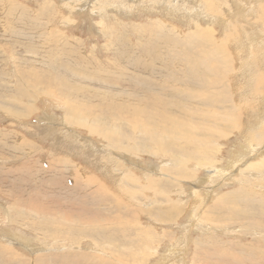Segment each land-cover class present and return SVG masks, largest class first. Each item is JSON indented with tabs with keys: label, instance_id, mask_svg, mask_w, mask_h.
<instances>
[{
	"label": "rangeland",
	"instance_id": "obj_1",
	"mask_svg": "<svg viewBox=\"0 0 264 264\" xmlns=\"http://www.w3.org/2000/svg\"><path fill=\"white\" fill-rule=\"evenodd\" d=\"M161 1L0 0V264H264V0Z\"/></svg>",
	"mask_w": 264,
	"mask_h": 264
},
{
	"label": "bare ground",
	"instance_id": "obj_2",
	"mask_svg": "<svg viewBox=\"0 0 264 264\" xmlns=\"http://www.w3.org/2000/svg\"><path fill=\"white\" fill-rule=\"evenodd\" d=\"M147 1V0H146ZM163 1V0H162ZM160 2V3H163V2ZM183 1V0H182ZM179 2H180V0H179ZM197 2V1H196ZM146 3V2H145ZM172 4V3H171ZM174 5V4H173ZM180 5H182V4H180ZM244 5V4H243ZM246 5V4H245ZM166 6V5H165ZM169 6V5H168ZM245 7V6H244ZM140 8V7H139ZM168 9V8H167ZM171 9H173V8H171ZM140 10V9H139ZM166 10V9H165ZM170 10V9H169ZM111 11V10H110ZM113 11V10H112ZM242 11V10H241ZM246 11V10H245ZM171 11H169V13H170ZM143 13V12H142ZM166 14V13H165ZM177 14V13H176ZM131 18V17H130ZM215 23V22H214ZM133 25V24H132ZM213 26V25H212ZM128 27H129V25H128ZM127 27V28H128ZM132 27V26H131ZM112 28V27H111ZM119 29V28H118ZM138 29V28H137ZM137 29H135V30H137ZM133 30H134V28H133ZM134 30V31H135ZM108 31V30H107ZM110 31V30H109ZM111 32H113V31H111ZM114 32H116V31H114ZM110 34H112V33H110ZM129 45V44H128ZM241 45H243V44H241ZM246 45V44H245ZM249 50V49H248ZM152 52V51H151ZM213 53V52H212ZM227 54V53H226ZM149 55V54H148ZM230 58V57H229ZM229 58H227V60H229ZM231 61H233V60H231ZM60 62V61H59ZM227 62V61H226ZM231 63V62H230ZM233 63V62H232ZM200 66V65H199ZM30 72V71H29ZM28 72V73H29ZM91 74V73H90ZM102 74V73H101ZM37 75V74H36ZM85 75V74H84ZM83 75V76H84ZM98 75V74H97ZM82 76V77H83ZM86 76V75H85ZM84 76V77H85ZM87 76L88 77H90V75H88L87 74ZM86 76V77H87ZM92 76V75H91ZM22 77V76H21ZM27 77V76H26ZM31 77V76H30ZM38 77H39V75H38ZM83 77V78H84ZM85 77V78H86ZM33 78H34V76H33ZM39 79V78H38ZM82 79V78H81ZM98 79H99V77H98ZM97 79V80H98ZM40 80V79H39ZM90 80V79H89ZM91 80H93V79H91ZM90 80V81H91ZM101 81V80H100ZM104 81V80H103ZM212 82V81H211ZM208 83V82H207ZM212 83H214V82H212ZM211 83V84H212ZM83 84V83H82ZM210 83H208L207 84V86L204 84L203 85V88H204V90H206V89H208L209 87H211L210 85H211ZM217 84V83H216ZM215 83H214V85L217 87V85H216ZM99 85V84H98ZM213 85V86H214ZM223 86V85H222ZM85 87V86H84ZM83 87V88H84ZM219 87V86H218ZM217 87V88H218ZM224 87V86H223ZM87 88V87H86ZM214 88V87H213ZM225 88V87H224ZM211 89V88H210ZM220 89V88H219ZM226 89V88H225ZM89 90V89H88ZM218 90V89H217ZM216 90V91H217ZM227 90V89H226ZM207 91V90H206ZM206 91L204 92V93H206ZM19 93L18 94H25L22 90L21 91H18ZM203 92V91H202ZM97 94V93H96ZM43 95V94H42ZM98 95V94H97ZM44 96V95H43ZM53 97V96H52ZM98 97H100V96H98ZM198 97V96H197ZM41 98V97H40ZM201 98V97H200ZM204 98V97H203ZM106 99V98H105ZM133 102V101H132ZM239 102V101H238ZM242 102V101H241ZM257 102V101H256ZM240 103V102H239ZM213 104L214 105H216V104H218V101H216V100H214V102H213ZM97 105V104H96ZM80 107V106H79ZM98 108V107H97ZM79 109V108H78ZM130 109V108H129ZM95 111H97V110H95ZM195 111V110H194ZM100 112V111H99ZM141 112V111H140ZM195 113V112H194ZM264 115V114H263ZM92 116V115H91ZM139 116V115H138ZM210 116L213 118L212 120L213 121H215V122H217V118H216V114H210ZM93 117V116H92ZM85 118V117H84ZM83 118V119H84ZM141 118V117H140ZM194 118H196L195 116H194ZM86 119V118H85ZM144 119V118H143ZM175 119V118H174ZM141 120V119H140ZM184 120H186L187 121V119L186 118H184ZM261 120V119H260ZM84 121V120H83ZM89 121V120H88ZM105 121V120H104ZM142 121V120H141ZM145 121V120H144ZM168 122V120H163V122ZM177 121V120H176ZM221 121V120H220ZM258 122V121H257ZM234 123V122H233ZM99 124H101V123H99ZM136 124V123H135ZM143 124V123H142ZM167 124H169V123H167ZM191 124H195V125H197L198 127H200L201 125H202V127L204 128V129H208V127H207V125L205 124V122H203V120H201V119H199V118H196V119H194V120H192V123ZM190 124V125H191ZM229 124V123H228ZM231 124V123H230ZM237 125H238V123H236ZM240 124V123H239ZM143 125H145V124H143ZM170 125V124H169ZM114 126V125H113ZM146 126H147V124H146ZM177 126V125H176ZM243 126V125H242ZM78 127V126H77ZM162 127V126H161ZM189 127V126H188ZM233 127V126H232ZM115 128V127H114ZM130 128V127H129ZM211 128V127H210ZM233 128H235V126L233 127ZM244 128H245V124H244ZM243 128V129H244ZM246 129V128H245ZM259 130V129H258ZM161 131L162 132H164V130L163 129H161ZM128 132V131H127ZM160 133V134H163L164 135V133ZM242 132H244V131H242ZM232 133V132H231ZM95 135V134H94ZM174 135V134H173ZM226 135H227V133H226ZM229 135V134H228ZM172 135H168V139H172V137H171ZM263 136H264V134H263ZM96 137V136H95ZM103 137V136H102ZM193 137H194V135H193ZM197 138V137H196ZM224 138V137H223ZM256 138H259V137H256ZM261 138V137H260ZM103 139V138H102ZM177 138H175L174 140H176ZM181 139H182V137H181ZM185 139H187V138H185ZM116 141V140H115ZM113 142V141H112ZM111 142V143H112ZM184 142V141H183ZM188 142V141H187ZM212 142V141H211ZM214 142V141H213ZM216 142V141H215ZM214 142V143H215ZM109 143V142H108ZM117 145H121V142H115ZM179 143V142H178ZM245 143V142H244ZM149 144V143H148ZM183 144V143H182ZM187 144V143H186ZM102 145V144H101ZM242 145V144H241ZM244 145V144H243ZM186 146H188V145H186ZM190 146H192L191 145V143H190ZM208 146V145H207ZM246 146H248V145H246ZM245 146V147H246ZM199 147V146H198ZM102 148V147H101ZM104 148V147H103ZM115 148V147H114ZM154 148V147H153ZM177 148V147H176ZM196 149H197V147H195ZM102 150V149H101ZM198 150V149H197ZM199 150L201 151V152H206L208 149H204L203 147L201 148H199ZM194 151V150H193ZM234 151V150H233ZM105 152V151H104ZM251 152V151H250ZM129 153V152H128ZM214 153V152H213ZM109 154V153H108ZM156 154V153H155ZM196 154V153H195ZM232 154V153H231ZM116 155V154H115ZM130 155V154H129ZM197 155V154H196ZM233 155V154H232ZM118 156V155H117ZM119 156H121V155H119ZM133 156V155H132ZM182 156V155H181ZM189 156V155H188ZM206 157V156H205ZM236 157V156H235ZM61 158V157H60ZM120 158V157H119ZM181 158V157H180ZM194 158H196V157H194ZM203 158V157H202ZM207 158V157H206ZM242 157H237V161L239 162L240 161V159H241ZM65 159V158H64ZM201 159V158H200ZM209 159V158H208ZM184 160V159H183ZM182 160V161H183ZM197 160V159H196ZM228 160H231V159H228ZM180 161H181V159H180ZM194 161V160H193ZM207 161V160H206ZM62 162H63V160H62ZM189 162V161H188ZM67 163V162H66ZM169 163H170V161H169ZM196 163V162H195ZM197 163H198V161H197ZM229 163V162H228ZM244 163V162H243ZM179 164V163H178ZM183 164H184V162H183ZM194 164V163H193ZM235 164H236V160L234 159V161H231L230 162V167L229 168H224V169H222L223 171H229L230 169H232L234 166H235ZM106 165V164H105ZM111 165V164H110ZM181 165V164H180ZM179 165V166H180ZM227 165V164H226ZM53 166V165H52ZM106 167H108L107 165H106ZM133 167V166H132ZM53 167H51V168H49V169H52ZM166 168V167H165ZM182 168V167H181ZM200 168V167H199ZM237 168V167H236ZM245 168V167H244ZM47 169V168H46ZM54 170H56L55 168H53ZM113 169V168H112ZM111 169V170H112ZM128 169V168H127ZM201 169V168H200ZM204 169V168H203ZM59 170V169H58ZM118 170V169H117ZM129 170V169H128ZM166 170V169H165ZM165 170H163L164 171V173H165ZM182 170H183V168H182ZM51 171V170H50ZM119 171V170H118ZM133 171V170H132ZM155 171V170H154ZM215 172V171H214ZM232 172V171H231ZM231 172H229V173H231ZM237 172H239V171H237ZM121 173V172H120ZM154 173V172H153ZM61 174H63V172L61 173ZM61 174H59V175H61ZM116 174V173H115ZM130 174V173H129ZM114 175V174H113ZM126 175V174H125ZM146 175V174H145ZM54 176H55V174H54ZM66 176V175H65ZM82 176V175H81ZM161 176V175H160ZM165 176H166V174H165ZM229 176V175H228ZM233 176V175H232ZM68 176H66V178H67ZM76 177V176H75ZM78 177H80V175L78 176ZM77 178V177H76ZM81 178V177H80ZM162 178V177H161ZM180 178H181V176H180ZM69 179V178H68ZM153 179V178H152ZM182 179H183V177H182ZM75 180V179H74ZM80 180H82V179H80ZM154 180V179H153ZM159 180V179H158ZM170 180V179H169ZM79 181V180H78ZM78 181H76V182H78ZM85 181V180H84ZM91 181V180H90ZM178 181V180H177ZM182 181V180H181ZM92 182V181H91ZM95 183V182H94ZM160 183V182H159ZM199 183H200V181H199ZM77 184V183H76ZM96 184V183H95ZM178 184V183H177ZM201 184V183H200ZM173 185V184H172ZM95 186H98L97 184L95 185ZM158 186V185H157ZM171 186V185H170ZM76 187H78V186H76ZM81 187V186H80ZM79 187V188H80ZM165 187V186H164ZM75 188V187H74ZM79 188H78V190H79ZM163 188V187H162ZM176 188V187H175ZM82 189V188H81ZM84 190V189H83ZM158 190V189H157ZM174 190V189H173ZM209 190V189H208ZM73 191V190H72ZM71 191V192H72ZM80 191V190H79ZM94 191V190H93ZM163 191V190H162ZM202 191V190H201ZM204 191V190H203ZM29 192V191H28ZM96 192H97V190H96ZM100 192V190L98 191V193ZM161 192V191H160ZM199 192H200V190H199ZM210 192H212V190L210 191ZM98 193H96L97 195H98ZM162 193V192H161ZM160 193V194H161ZM177 193V192H176ZM175 193V194H176ZM196 193V192H195ZM73 194V193H72ZM78 194H79V192H78ZM194 194V193H193ZM197 194V193H196ZM73 196H74V194H73ZM107 196V195H106ZM198 196V195H197ZM70 197V196H69ZM157 197V196H156ZM199 197H201V196H199ZM198 197V201L199 200H201L200 198ZM71 198V197H70ZM74 198H76L75 196H74ZM78 198H80L79 196H78ZM116 198V197H115ZM169 198V197H168ZM196 197H194V199H195ZM207 198V197H206ZM160 199V198H159ZM72 200V199H71ZM76 200V199H75ZM77 201V200H76ZM105 201H106V199H105ZM111 201V200H110ZM116 201V200H115ZM155 201V200H154ZM170 201H171V199H170ZM107 202V201H106ZM114 202V201H113ZM171 202H174L173 200L171 201ZM195 202V201H194ZM201 202V201H200ZM155 203H156V201H155ZM163 203V202H162ZM197 203V202H196ZM110 204V203H109ZM114 203H112V205H113ZM154 204V203H153ZM205 204H206V202H205ZM209 204V203H208ZM217 204V203H216ZM162 205H164V204H162ZM173 205H175L174 203L171 205V206H173ZM196 205V204H195ZM115 206V205H114ZM155 206V205H154ZM197 206H199V205H197ZM218 206V205H217ZM43 207V206H42ZM113 207V206H112ZM158 207V206H157ZM166 207V206H165ZM164 207V208H165ZM169 206L167 205V208H168ZM212 207H213V205H212ZM219 207V206H218ZM109 208V207H108ZM152 208H155L156 209V206L155 207H153L152 206ZM172 209H173V207H171ZM192 208V207H191ZM194 208V207H193ZM45 209V208H44ZM43 208L41 209L42 211L44 210ZM110 209V208H109ZM112 209H114V207L112 208ZM119 209H120V207H119ZM151 209V208H150ZM159 209V208H158ZM163 209V208H162ZM169 209H170V207H169ZM171 209V210H172ZM215 209H217V208H215ZM41 210H40V212H41ZM153 210V209H152ZM161 210V209H160ZM174 210H175V208H174ZM182 210V209H181ZM219 210V209H218ZM45 211V210H44ZM116 211V210H115ZM154 211V210H153ZM156 211V210H155ZM166 210H164L163 212H165ZM176 211V210H175ZM118 212V211H117ZM120 212V211H119ZM118 212V213H119ZM170 211L168 210V212L167 213H169ZM180 212V211H179ZM179 212H177L176 211V213H179ZM182 212V211H181ZM114 213V212H113ZM160 213V212H159ZM167 213H165V214H167ZM216 213V212H215ZM134 215V214H133ZM222 215V214H221ZM192 216V215H191ZM220 216V215H219ZM158 217H160V216H158ZM166 217H168V215L166 216ZM194 217V216H193ZM196 217V216H195ZM169 218V217H168ZM225 218V217H224ZM174 219V218H173ZM172 219V220H173ZM171 220V219H170ZM190 220V219H189ZM192 221H193V219H191ZM190 220V221H191ZM17 221V220H16ZM174 221V220H173ZM215 221V220H214ZM222 221V220H221ZM160 222V221H159ZM162 222V221H161ZM172 222V221H171ZM17 223V222H16ZM20 223V222H19ZM166 223H168V222H166ZM218 223V222H217ZM18 224V223H17ZM21 224V223H20ZM174 224V223H173ZM195 224V223H194ZM212 224V223H211ZM42 225H44V224H42ZM48 225V224H47ZM175 225H176V223H175ZM220 225V224H219ZM222 225H225V224H222ZM35 226V225H34ZM46 226V225H45ZM193 226V225H192ZM43 227V226H42ZM209 227V226H208ZM213 227V226H212ZM205 228V227H204ZM207 228V227H206ZM41 229V228H40ZM46 229H48V228H46ZM209 229V228H208ZM181 230V229H180ZM220 230V229H219ZM193 231V230H192ZM211 231V230H210ZM218 232V231H217ZM38 233V232H37ZM40 233V232H39ZM182 233V232H181ZM13 234V233H12ZM18 237H21V235H19V234H16ZM38 235V234H37ZM40 235H41V233H40ZM42 236V235H41ZM75 236V235H74ZM151 236V235H150ZM73 238V237H72ZM103 238V237H102ZM109 238V237H108ZM112 238V237H111ZM141 239H142V237H140ZM144 238V237H143ZM150 237H147V239H149ZM26 239H27V237H26ZM97 239H100V238H97ZM104 239V238H103ZM140 239V240H141ZM146 239V240H147ZM151 239V238H150ZM154 238H152L151 240H153ZM22 240V239H21ZM96 240V239H95ZM106 239H104L103 241H105ZM111 240V239H110ZM177 240V239H176ZM16 241V240H15ZM72 241H74V240H72ZM71 241V242H72ZM86 241V240H85ZM97 241V240H96ZM148 241H150V240H148ZM153 241H155V240H153ZM13 242V241H12ZM74 242H76V240L74 241ZM109 242V241H108ZM107 242V243H108ZM145 242V241H144ZM110 243V242H109ZM129 243V242H128ZM147 243V242H146ZM145 243V244H146ZM150 243V242H149ZM155 243V242H154ZM176 243V242H175ZM84 244V243H83ZM96 244H97V242H96ZM103 244H104V242H103ZM113 244V243H112ZM144 244V243H143ZM174 244V243H173ZM72 245V244H71ZM110 245V246H109ZM108 245V247H111L112 248V245H111V243ZM148 245H151V244H148ZM147 245V246H148ZM83 246V245H82ZM100 246H102V244L100 245ZM104 246V245H103ZM153 246V245H152ZM171 246V245H170ZM44 247V246H43ZM48 247V246H47ZM76 247V246H75ZM107 247V248H108ZM45 248V247H44ZM92 248V247H91ZM105 248V247H104ZM169 248V247H168ZM82 249H84V248H82ZM185 249V248H184ZM31 250V249H30ZM154 250V249H153ZM181 250V249H180ZM186 250H188V248L186 249ZM177 252H178V250H176ZM134 252H135V250H134ZM146 252V251H145ZM169 252V251H168ZM182 253H183V251H181ZM51 253H52V251H51ZM180 253V252H179ZM186 253V252H185ZM184 253V254H185ZM40 254V253H39ZM49 254V253H48ZM67 255H68V253H66ZM147 254V253H146ZM181 254V253H180ZM184 254H183V256H184ZM41 255V254H40ZM173 255V254H172ZM72 256V255H71ZM75 256V255H74ZM119 256V255H118ZM177 256V255H176ZM63 257L65 258V256L63 255ZM165 257V256H164ZM175 257V256H174ZM59 257H57V259H58ZM63 258V260H66V259H64ZM66 258H68V257H66ZM75 258V257H74ZM166 258H168V257H166ZM183 258V257H182ZM226 258V257H225ZM69 259V258H68ZM116 259V258H115ZM184 259V258H183ZM227 259H229V257L227 258ZM70 260H73V259H70ZM67 261V260H66ZM181 261V260H180ZM183 261V260H182ZM74 262V261H73ZM171 262V261H170ZM173 262V261H172ZM209 262V261H208ZM223 262H225V261H223ZM162 263V262H161ZM188 263V262H187ZM206 263V262H205ZM72 264V263H71ZM158 264H160V263H158ZM173 264H175V262L173 263Z\"/></svg>",
	"mask_w": 264,
	"mask_h": 264
}]
</instances>
